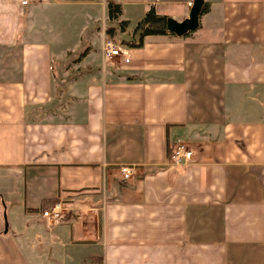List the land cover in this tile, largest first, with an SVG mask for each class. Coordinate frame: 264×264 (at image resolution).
<instances>
[{
    "label": "crops",
    "instance_id": "1",
    "mask_svg": "<svg viewBox=\"0 0 264 264\" xmlns=\"http://www.w3.org/2000/svg\"><path fill=\"white\" fill-rule=\"evenodd\" d=\"M111 1L131 31L192 0ZM203 2L209 38L146 36L121 61L99 51L105 0H0V264H264V0ZM68 9L98 64L57 82Z\"/></svg>",
    "mask_w": 264,
    "mask_h": 264
},
{
    "label": "rangeland",
    "instance_id": "2",
    "mask_svg": "<svg viewBox=\"0 0 264 264\" xmlns=\"http://www.w3.org/2000/svg\"><path fill=\"white\" fill-rule=\"evenodd\" d=\"M192 2V1H191ZM73 9H68L64 12H61L60 14H56L54 15V19L51 22H55L54 23V28L57 30V32L61 33V36H64L65 39L69 40L66 44L67 48L66 49H74L73 54L74 57H72V55H70L69 57H67L65 59V61H63L60 65L59 68L61 69H67L69 70L71 73L69 74H61V73H57V77H55V80L58 82L59 79H64L65 77H73L72 75H81V72H83V70L88 69H95L97 67L98 64V59H95V56H93L91 59H89L87 62L83 63L82 61V55H79L80 53H82L85 48L87 47V38H88V34L87 32L81 31L80 30V23H79V17L76 15V17H74L73 15H75L73 13V15H70L72 13ZM95 15L98 17V29L101 28V30H103L105 32V28L108 26H113L116 28V24L118 21H122L119 20L117 17V20L114 21H110L107 17V10L106 12L103 11H96ZM106 17V19H105ZM110 21V24L108 22ZM128 29H130L129 27H127V24H125L123 26V34H121L122 32H117L115 37H108L106 36L105 39H111L113 40L115 43L120 44L121 40L123 39H129L130 38V34L132 33V29L131 31H128ZM95 29H93L92 32H94ZM81 31V32H80ZM86 32V33H85ZM131 32V33H130ZM207 30H204L203 28H199L196 29L195 31H193L192 34H194L195 37H202V38H209L211 35L209 33H206ZM121 34V35H118ZM49 36V35H48ZM102 46V45H101ZM124 47V46H123ZM89 47L86 48L85 52H88ZM98 50V49H97ZM101 53V50H99ZM117 61V59L114 60V63ZM78 71V72H77ZM90 73L99 76L100 73H97L96 71H89ZM95 72V73H94ZM83 74V73H82ZM68 75V76H67ZM66 79V78H65Z\"/></svg>",
    "mask_w": 264,
    "mask_h": 264
},
{
    "label": "trees",
    "instance_id": "3",
    "mask_svg": "<svg viewBox=\"0 0 264 264\" xmlns=\"http://www.w3.org/2000/svg\"><path fill=\"white\" fill-rule=\"evenodd\" d=\"M105 2L108 19L110 21L117 20V17L120 14V6L111 0H105ZM204 10L205 3L203 2L200 14L203 13ZM165 19V16L157 15L154 12L153 7L150 6L145 11L143 17L134 25L130 38L121 40L120 44L128 48L140 47L142 45L143 38L146 36L170 34L165 29ZM115 24L116 28L113 26L105 28L106 36L115 37L117 32L123 31V26L127 23L122 20Z\"/></svg>",
    "mask_w": 264,
    "mask_h": 264
},
{
    "label": "built area",
    "instance_id": "4",
    "mask_svg": "<svg viewBox=\"0 0 264 264\" xmlns=\"http://www.w3.org/2000/svg\"><path fill=\"white\" fill-rule=\"evenodd\" d=\"M187 6L190 7L191 3L188 2ZM101 53L104 58L111 59L113 57H118L121 61H126L125 49L121 45L115 43L111 39H105L101 46ZM192 152L191 150L183 143L175 144L168 155L169 160L175 166H180L191 159ZM122 177L127 179L130 174L129 168H122ZM66 211V206L63 202L58 201L53 204L51 207L43 210L41 212V217L49 222L56 221L61 217ZM92 264H102L100 261H95Z\"/></svg>",
    "mask_w": 264,
    "mask_h": 264
},
{
    "label": "water",
    "instance_id": "5",
    "mask_svg": "<svg viewBox=\"0 0 264 264\" xmlns=\"http://www.w3.org/2000/svg\"><path fill=\"white\" fill-rule=\"evenodd\" d=\"M203 0H192L186 18L176 21L170 17L165 19V29L175 36H182L189 31H193L198 26V17L201 11Z\"/></svg>",
    "mask_w": 264,
    "mask_h": 264
}]
</instances>
